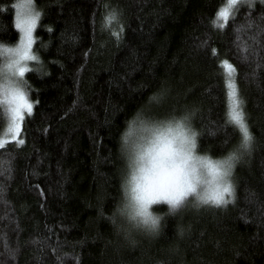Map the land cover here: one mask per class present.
<instances>
[{"label":"trees","instance_id":"16d2710c","mask_svg":"<svg viewBox=\"0 0 264 264\" xmlns=\"http://www.w3.org/2000/svg\"><path fill=\"white\" fill-rule=\"evenodd\" d=\"M19 2L0 0L3 47L19 43ZM34 4L38 62L24 76L34 107L23 143L0 148V264H264V2L238 4L224 26L216 21L225 0ZM112 9L119 38L117 24L104 27ZM225 61L254 137L229 203L189 205L166 221L160 239L120 246L111 213L121 196L125 121L138 110L194 108L201 150L225 153L239 140L225 124ZM177 223L186 227L182 239Z\"/></svg>","mask_w":264,"mask_h":264},{"label":"clouds","instance_id":"9594fccd","mask_svg":"<svg viewBox=\"0 0 264 264\" xmlns=\"http://www.w3.org/2000/svg\"><path fill=\"white\" fill-rule=\"evenodd\" d=\"M0 85L5 91L14 86L8 79H0ZM195 111L142 116L138 110L125 121L118 140L121 196L111 213L120 246L160 239L169 218L178 217L189 205L214 206L215 194L231 183L247 151L243 136L239 134L238 142L221 155L202 151ZM185 232L186 227L177 223V237L182 239ZM156 264L166 262L161 259Z\"/></svg>","mask_w":264,"mask_h":264},{"label":"snow or ice","instance_id":"6c2138e0","mask_svg":"<svg viewBox=\"0 0 264 264\" xmlns=\"http://www.w3.org/2000/svg\"><path fill=\"white\" fill-rule=\"evenodd\" d=\"M248 2V0H242ZM264 2V0H262ZM237 0H225V7L218 11V26L227 23L229 15L236 9ZM15 27L22 33L19 43L15 47H3L0 45V79H8L14 86L7 91L0 85V120L6 121L9 131L13 125L19 123L22 126L24 115L30 116L33 110V103L25 89H30L27 81L23 79L25 73L30 69L26 62H38V57L33 54L34 30L40 20V12L35 8L34 0H21L16 4ZM107 8L108 5L106 4ZM113 23L119 26V32H113L119 38L123 31V26L119 22L118 13L115 9L110 10L104 18V27L111 29ZM225 72V124L232 125L235 130L242 134L244 145L249 154L253 148L254 137L251 134L247 115L244 111V101L239 94L234 79V68L227 61L224 62ZM155 99V97H153ZM23 143V140H19ZM234 189L232 181L228 183L222 191H218L213 197L214 206L227 205L226 198L233 195Z\"/></svg>","mask_w":264,"mask_h":264},{"label":"rangeland","instance_id":"374dc122","mask_svg":"<svg viewBox=\"0 0 264 264\" xmlns=\"http://www.w3.org/2000/svg\"><path fill=\"white\" fill-rule=\"evenodd\" d=\"M250 1H262V0H248V2H250ZM240 3H242V0H237L236 6L238 4H240ZM34 33H35V30H34ZM21 35H22V33H20V36ZM33 63H36V62H26V66L28 68H30V65L33 64ZM23 79H24V77H23ZM26 116H27V114L24 115V119H25ZM24 119H23V122H24ZM23 122H22V126L19 123H17L16 125H13L11 131H9V126H8V124L6 122L5 128H4V130H3V132H2V134L0 136V148L2 146H5L10 141L20 140L22 127H23ZM226 198L228 199V198H230V196H228Z\"/></svg>","mask_w":264,"mask_h":264}]
</instances>
